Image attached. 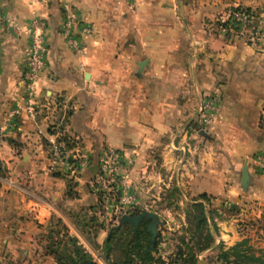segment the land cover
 <instances>
[{
	"label": "crops",
	"instance_id": "1",
	"mask_svg": "<svg viewBox=\"0 0 264 264\" xmlns=\"http://www.w3.org/2000/svg\"><path fill=\"white\" fill-rule=\"evenodd\" d=\"M64 4L93 27L82 55L61 34ZM235 7L264 17V0H0V124L16 104L26 106V29L36 17L47 45L33 111L23 110L0 140V202L11 219L0 227L6 253L20 264H56L51 245L35 235L57 223L62 234L80 233L71 219L92 203L95 169L51 172L52 143L67 155L101 144L123 149L151 175L155 165H194L186 174L212 165L215 186L232 182L227 196L246 165L247 192L264 200L254 160L264 154V33L217 30ZM206 94L216 95L217 115L204 140L190 124Z\"/></svg>",
	"mask_w": 264,
	"mask_h": 264
},
{
	"label": "rangeland",
	"instance_id": "2",
	"mask_svg": "<svg viewBox=\"0 0 264 264\" xmlns=\"http://www.w3.org/2000/svg\"><path fill=\"white\" fill-rule=\"evenodd\" d=\"M259 21H264V17L235 7L218 18L215 28L226 35L244 32L257 35L264 33ZM198 99V107L205 101L215 102L217 106L214 94L200 95ZM190 126L193 135L206 140L214 131V120L207 122L204 113L198 110ZM67 156L70 163L84 165L73 175L90 165L95 169L88 182L92 203L85 212H74L71 221L80 232L73 237L79 243L87 241L90 247L84 249L97 264H247L245 256L252 254L259 260L251 264H264V200L248 193V184L242 188L241 180L236 181V199L235 194L227 196L231 181L222 187L214 185L212 165H195L193 173L188 174L194 165H183L186 169L172 165L168 171L155 165L151 175L146 165L136 168L134 154L106 144L90 151L81 147ZM155 158L160 159L157 155ZM182 173H185L183 181ZM145 211L155 213L159 219L157 236L151 243V233L144 234L139 249L130 243V226L119 225L123 216ZM4 213L0 202V227L2 222L11 220ZM143 223L147 225L141 224L139 228L147 229L149 222ZM53 227L35 236L46 242V246L56 245L59 251H71V242L62 234L63 227L58 224ZM110 231H114L109 239L111 248L104 252V241ZM2 236L0 264H9V256L15 264H20L19 255L2 249ZM147 241L155 244L150 255Z\"/></svg>",
	"mask_w": 264,
	"mask_h": 264
},
{
	"label": "built area",
	"instance_id": "3",
	"mask_svg": "<svg viewBox=\"0 0 264 264\" xmlns=\"http://www.w3.org/2000/svg\"><path fill=\"white\" fill-rule=\"evenodd\" d=\"M248 16H245L247 20ZM259 26L264 28V21H259ZM44 21L36 17L31 21V25L26 29L28 35V47L25 53L27 70L24 73L23 81L25 87V108L16 104L5 115L3 123L0 124V140L5 131L25 110L32 113L34 104V94L36 85L46 67V37L44 33ZM61 34L65 38L67 46L76 54L82 55L84 52V40L91 37L92 25L83 21L68 4L62 6ZM204 113L207 122L215 120L217 106L215 102L205 101L199 108ZM258 171L264 176V154L255 157ZM84 165L70 163L68 156L59 143H52L49 152V170L51 172H62L75 174Z\"/></svg>",
	"mask_w": 264,
	"mask_h": 264
},
{
	"label": "trees",
	"instance_id": "4",
	"mask_svg": "<svg viewBox=\"0 0 264 264\" xmlns=\"http://www.w3.org/2000/svg\"><path fill=\"white\" fill-rule=\"evenodd\" d=\"M58 225H60V223H57ZM142 224H145L147 225V223H142ZM120 227L122 226H130L128 224H120L119 225ZM131 228V231H132V234H131V238H130V243L141 249V245H140V238L145 234V235H149L146 227L142 226V228H139L137 230V232H133L132 230V227L130 226ZM114 231H110L109 232V237L104 241V246H103V249H104V252H108L111 248V245H110V237L112 236ZM66 236V238L69 239V241L71 242V245H72V249L71 251H59L56 247V245H51L52 249L49 250L50 253L54 254L55 255V262L56 264H97L95 261H93L92 257L85 251L84 247H82V245L79 244L78 241L75 240V238L73 236H70L68 235L66 232L64 234ZM239 244L238 245H235L232 250H236L238 248ZM147 249H148V252H149V255L155 251V244L154 245H151L148 241H147ZM107 258V257H106ZM246 258V262L247 264H251V263H254L255 261L259 260V257L255 256L254 254L252 255H248V256H245ZM239 264H246V263H239Z\"/></svg>",
	"mask_w": 264,
	"mask_h": 264
},
{
	"label": "water",
	"instance_id": "5",
	"mask_svg": "<svg viewBox=\"0 0 264 264\" xmlns=\"http://www.w3.org/2000/svg\"><path fill=\"white\" fill-rule=\"evenodd\" d=\"M141 66L142 65H140V67ZM201 134H204V133H201ZM247 184H248V173H247V166L245 165L242 170V175H241L242 188H245ZM145 221L149 222L147 226V230L152 235V237L150 238V242L153 243L157 236V226L159 223V219L155 213L145 211V212H141L140 214L134 215L131 217L123 216L120 220V224L124 223V224L130 225L132 227L133 232L136 233L139 226Z\"/></svg>",
	"mask_w": 264,
	"mask_h": 264
}]
</instances>
